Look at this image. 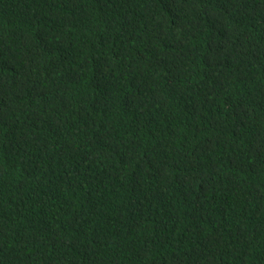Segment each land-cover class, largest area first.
<instances>
[{
	"label": "trees",
	"instance_id": "obj_1",
	"mask_svg": "<svg viewBox=\"0 0 264 264\" xmlns=\"http://www.w3.org/2000/svg\"><path fill=\"white\" fill-rule=\"evenodd\" d=\"M0 264H264V0H0Z\"/></svg>",
	"mask_w": 264,
	"mask_h": 264
}]
</instances>
